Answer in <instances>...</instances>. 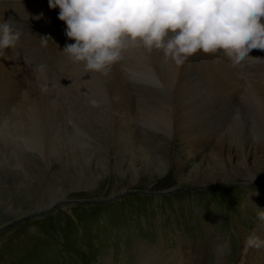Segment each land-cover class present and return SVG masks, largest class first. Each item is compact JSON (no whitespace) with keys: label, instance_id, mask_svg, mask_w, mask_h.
Segmentation results:
<instances>
[{"label":"rangeland","instance_id":"rangeland-1","mask_svg":"<svg viewBox=\"0 0 264 264\" xmlns=\"http://www.w3.org/2000/svg\"><path fill=\"white\" fill-rule=\"evenodd\" d=\"M20 1L18 21L47 4ZM58 11L36 14L55 53L24 50L26 30L11 55L25 85L0 103V264H238L264 237V50L177 68L133 47L86 73Z\"/></svg>","mask_w":264,"mask_h":264},{"label":"clouds","instance_id":"clouds-1","mask_svg":"<svg viewBox=\"0 0 264 264\" xmlns=\"http://www.w3.org/2000/svg\"><path fill=\"white\" fill-rule=\"evenodd\" d=\"M48 6L59 9L65 36L74 41L62 53L86 73L108 76L133 47L161 52L177 68L198 53L223 54L237 66L253 58V49L264 50V0H48ZM19 38L11 24L0 23V50L13 49ZM246 246L264 241L251 234Z\"/></svg>","mask_w":264,"mask_h":264},{"label":"bare ground","instance_id":"bare-ground-1","mask_svg":"<svg viewBox=\"0 0 264 264\" xmlns=\"http://www.w3.org/2000/svg\"><path fill=\"white\" fill-rule=\"evenodd\" d=\"M11 1H13V0H0V14L2 13L3 17L6 18L7 22L9 24H11L13 31L20 34L26 30H32L34 33V36L31 40H29V41H28V39L23 40V43H25L24 44V50H29L31 48H35V50L36 51L38 50V53H40L39 55L40 56L44 55V57L50 56L53 53H55L57 51V46L55 45V43L53 41H54V39L59 37V34L52 36V34H51L52 26L51 25L53 24V22L51 21L49 23H46L44 26H41L40 23L38 24V20L36 19V14H38V13L42 14L44 11L55 10V9L49 8L48 0H44L45 3H47L46 6H44V7H39L37 5H34L38 0L37 1L36 0H27L28 4L34 5V6L32 5L33 7H31L32 8L31 14L29 16L21 17L19 21L16 18L20 13V10H21L20 7L22 5H24V3L20 0L13 1V2H11ZM4 7L5 8L11 7V8H13V10H12V12H10L8 10H4L3 9ZM21 24L24 25L23 26L24 29L21 28L22 27ZM57 25L60 26V23H58ZM16 29H19V30L16 31ZM51 38H52V41H51ZM16 49H18L17 45H15V47L13 49H6L5 53L2 50H0V53H3V57L0 56V103L4 102V101L5 102L8 101V99H10L14 95H17L18 93H20L22 87L25 85L24 80L21 79V77L24 76V73H25L22 70L23 68L22 69L20 68L19 69L20 71H16L14 69V65H17L19 67L20 65H18V64L20 62L21 63L25 62L24 58H19V59H12L11 58V55L12 56L18 55L17 54L18 51ZM26 67H27V65H26ZM28 67H30V66H28ZM27 74H29V73H27ZM217 74L216 73L209 74V76H211L213 78V83L217 82L216 77H218V78L222 77V75L220 77ZM204 76L205 75H203L202 77H204ZM225 76H228V75H226V73H225ZM228 78H229V76H228ZM26 79H28V78H26ZM206 144H207L206 140L205 141H199V142L193 144L192 148H194V149H198L199 147L202 148L201 146H205ZM226 177L228 179L229 175ZM261 224H262V230H264V220H262ZM260 240L264 241V237H263V239H260ZM256 250H257V248H248L246 246V243L243 244L242 251L240 253L241 257L239 258V260H241V261L238 264H251V262L256 261V260H253V259L257 258V255L254 254V252ZM16 251H18V248H13L11 250V253H14ZM261 257H264V254Z\"/></svg>","mask_w":264,"mask_h":264}]
</instances>
